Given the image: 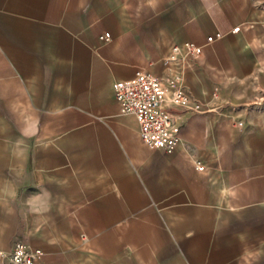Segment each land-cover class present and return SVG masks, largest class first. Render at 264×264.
<instances>
[{"label":"crops","instance_id":"0c3cea01","mask_svg":"<svg viewBox=\"0 0 264 264\" xmlns=\"http://www.w3.org/2000/svg\"><path fill=\"white\" fill-rule=\"evenodd\" d=\"M136 71L198 107L171 154L114 101ZM259 101L264 0H0V264H264Z\"/></svg>","mask_w":264,"mask_h":264},{"label":"built area","instance_id":"2783aa9c","mask_svg":"<svg viewBox=\"0 0 264 264\" xmlns=\"http://www.w3.org/2000/svg\"><path fill=\"white\" fill-rule=\"evenodd\" d=\"M233 31L236 32L237 29ZM221 36L220 34L209 36L206 38V43L220 39ZM101 38L107 41L109 35L106 33ZM183 47L186 54L195 59L202 53V47L192 43H185ZM178 53L179 47H173L169 60L174 61ZM216 93L214 92V97ZM113 98L121 114L135 119L143 145L152 151H160L164 154H171L179 144L181 123L178 115L198 109L197 106H189L188 97L179 77H155L142 71H136L129 80L116 83L113 87ZM257 106L264 109V101H259ZM235 124L239 126L241 121H236ZM1 256L0 254V259ZM40 257L39 250L17 241L6 264H37Z\"/></svg>","mask_w":264,"mask_h":264}]
</instances>
